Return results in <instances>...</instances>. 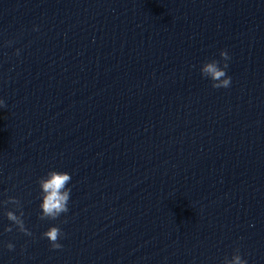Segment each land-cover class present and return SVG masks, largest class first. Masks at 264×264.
<instances>
[{"label": "water", "instance_id": "1", "mask_svg": "<svg viewBox=\"0 0 264 264\" xmlns=\"http://www.w3.org/2000/svg\"><path fill=\"white\" fill-rule=\"evenodd\" d=\"M0 101V264H264V0H0Z\"/></svg>", "mask_w": 264, "mask_h": 264}, {"label": "clouds", "instance_id": "2", "mask_svg": "<svg viewBox=\"0 0 264 264\" xmlns=\"http://www.w3.org/2000/svg\"><path fill=\"white\" fill-rule=\"evenodd\" d=\"M18 54V53H17ZM220 57L222 60L227 61L229 56L226 51L220 52ZM228 64L224 63L223 68L220 67V61L211 60L210 62H205L201 68V75L203 77L209 78L213 83L212 87L214 89L228 88L231 84V77L227 76L226 69ZM4 106V102L0 101V107ZM71 176L65 172L60 171H49L45 177L39 179L38 184L41 190L42 203L40 204L41 209V220H57L62 214H66L68 209V202L70 199L71 188L67 187L71 181ZM19 204L20 201L15 198H9L2 202L5 204ZM7 220L12 222L21 233L25 235H31V233L26 229L24 220L22 217L24 213L22 210L19 211V215L15 212L9 210L4 213ZM5 231L11 232L12 227H8ZM63 236V233L59 227H50L46 232L43 233V238H46L53 250H58L62 247L58 243L59 239ZM7 248L11 251L14 246L9 243ZM224 264H247V260L243 259L240 255L239 249L235 250L234 255L229 260H225Z\"/></svg>", "mask_w": 264, "mask_h": 264}]
</instances>
